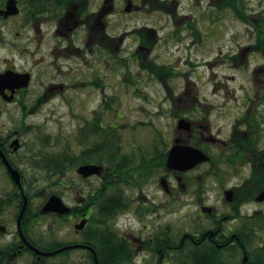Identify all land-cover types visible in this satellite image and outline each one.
<instances>
[{
    "label": "flooded vegetation",
    "instance_id": "flooded-vegetation-1",
    "mask_svg": "<svg viewBox=\"0 0 264 264\" xmlns=\"http://www.w3.org/2000/svg\"><path fill=\"white\" fill-rule=\"evenodd\" d=\"M235 5L0 0V264H264V11Z\"/></svg>",
    "mask_w": 264,
    "mask_h": 264
},
{
    "label": "rangeland",
    "instance_id": "rangeland-1",
    "mask_svg": "<svg viewBox=\"0 0 264 264\" xmlns=\"http://www.w3.org/2000/svg\"><path fill=\"white\" fill-rule=\"evenodd\" d=\"M242 3L244 6L248 7V9H251L252 11H258V12H263L264 11V0H242ZM184 5H188V3H184ZM261 14V13H259ZM243 15V14H242ZM250 15V14H249ZM244 16V15H243ZM261 16H253L255 17L256 19H259L261 21ZM263 17V16H262ZM136 20H132V22H135ZM139 21H142L143 22H154L155 21V18L153 17H148L146 19H142V20H139ZM225 22H226V28H225V31L227 32L226 34V37L227 39H229V37L232 36V33H235L234 35H237V38L240 40V41H244V36H247L245 35V31H246V28H248V26H245L243 23H241L240 21L236 20L235 18H232V17H228L227 19H225ZM249 30H247V33L248 32H251V28L249 27L248 28ZM222 48L221 46V42L219 43H216V45H212V49L211 52H210V56H209V59H213L214 56L218 53V50ZM175 51V48H173L172 46H169L167 48V50H159L158 52L160 54H163L165 53L166 51ZM172 55H177V52L176 53H172ZM207 55H200L199 59H201V61H206L207 60ZM201 61H196L195 63H200ZM179 64H184L183 61H180ZM213 69L217 70V71H220L221 68L220 67H213ZM183 71H187L186 68H183ZM210 73V71H209ZM208 72L206 70L205 67H202V66H199L197 68L194 69V72L193 74H191V81L194 82L195 85H198L199 87H206L207 86V82H208V78H207V75ZM249 78V77H248ZM249 81H250V78H249ZM143 80H141V82L139 83V85H143ZM181 83L180 82H176L175 85H180ZM245 85L246 84V77L245 75L243 74H236V85ZM39 83L37 82V80L33 83L32 85V88H31V91H36L37 87H38ZM148 97L150 98L151 101H157L158 98H155V96L152 94V93H147ZM156 95V94H155ZM58 102V101H57ZM166 109V108H165ZM148 110L151 112V113H155L156 111V108H152L151 106H148ZM167 110V109H166ZM154 119V118H153ZM154 121L157 123V126L160 127L162 130H163V133L165 134H168V131H169V122H168V118L167 117H160L158 119H154ZM54 121H51L50 123V128L51 130H55L57 131L58 127L56 125L53 124ZM62 123H65L68 124L67 120H64L62 121ZM217 126L219 125L220 128H225L226 126H224L222 123H216ZM63 127H66V126H63ZM183 216L185 217V215L183 214ZM170 219V218H169ZM165 223V221H164ZM178 225H179V228L180 230H187V229H190L191 228V224H190V220L188 221L187 217L183 218V219H180L179 222H178Z\"/></svg>",
    "mask_w": 264,
    "mask_h": 264
},
{
    "label": "water",
    "instance_id": "water-1",
    "mask_svg": "<svg viewBox=\"0 0 264 264\" xmlns=\"http://www.w3.org/2000/svg\"><path fill=\"white\" fill-rule=\"evenodd\" d=\"M18 78L20 79L19 87L25 88L28 86V82H29L28 75L18 76ZM206 160H207V157L198 150H195L193 148L174 147V148H171L168 154L167 167L173 170H184L185 171V170L192 168L194 165L201 163L203 161H206ZM51 201L49 202V204L51 203ZM49 204H47L45 209L48 207Z\"/></svg>",
    "mask_w": 264,
    "mask_h": 264
},
{
    "label": "trees",
    "instance_id": "trees-1",
    "mask_svg": "<svg viewBox=\"0 0 264 264\" xmlns=\"http://www.w3.org/2000/svg\"><path fill=\"white\" fill-rule=\"evenodd\" d=\"M238 0H230V5L232 8L236 7L235 3ZM240 4H242L241 0H239ZM187 262L190 263L192 262L193 264H206V259L203 258L202 253L200 254H194L191 260L187 259ZM187 262H184L183 264H187Z\"/></svg>",
    "mask_w": 264,
    "mask_h": 264
}]
</instances>
